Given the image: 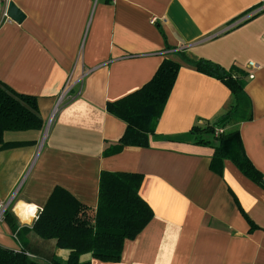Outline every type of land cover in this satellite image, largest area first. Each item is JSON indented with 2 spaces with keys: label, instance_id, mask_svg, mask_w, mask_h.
Returning <instances> with one entry per match:
<instances>
[{
  "label": "crops",
  "instance_id": "obj_1",
  "mask_svg": "<svg viewBox=\"0 0 264 264\" xmlns=\"http://www.w3.org/2000/svg\"><path fill=\"white\" fill-rule=\"evenodd\" d=\"M24 15L0 28V85L36 98L41 130L6 132L0 144V246L43 264L67 250L34 230L54 191L96 210L103 172L140 174L154 217L127 240L118 263L264 264V188L190 131L220 120L234 98L187 62L246 74L252 119L239 129L264 177V0H11ZM167 47L171 49H167ZM187 58V59H184ZM180 70L149 147L118 145L127 124L108 105L141 90L164 60ZM250 63L260 66L257 70ZM254 73V78L249 75ZM68 94L47 127L62 91Z\"/></svg>",
  "mask_w": 264,
  "mask_h": 264
},
{
  "label": "trees",
  "instance_id": "obj_2",
  "mask_svg": "<svg viewBox=\"0 0 264 264\" xmlns=\"http://www.w3.org/2000/svg\"><path fill=\"white\" fill-rule=\"evenodd\" d=\"M112 1L104 0L105 3ZM186 61L200 73L224 82L234 98L220 120L192 128V141L214 149L212 164L229 159L242 174L264 188L263 175L244 153L239 129L227 130L231 121L237 125L253 117L252 105L246 103V74L236 68L227 71L210 61ZM179 70L178 63L166 59L141 90L108 105V112L127 124L118 151L124 146L149 147V136L155 133ZM226 117L229 119L218 127ZM43 124L36 98L0 85V144L6 132L41 130ZM220 130L222 132L217 135ZM142 182L140 174L103 172L95 211L56 189L33 227L41 239L55 240L58 249L69 252L65 261L54 259L50 264H90V260L83 259L85 255L102 262H120L124 243L135 240L154 217L152 208L139 195ZM0 264L43 263L30 258L24 250L15 252L0 246Z\"/></svg>",
  "mask_w": 264,
  "mask_h": 264
},
{
  "label": "built area",
  "instance_id": "obj_3",
  "mask_svg": "<svg viewBox=\"0 0 264 264\" xmlns=\"http://www.w3.org/2000/svg\"><path fill=\"white\" fill-rule=\"evenodd\" d=\"M11 3V0H0V28L5 24V23H8V22H12V20L10 19L9 15H8V7ZM264 10V8L262 9H259V10H256L254 12H252L250 14V16H245L244 19H241L239 20L235 25L231 26L230 28H228L227 30L243 23L245 20L253 17L254 15L258 14L260 11ZM249 67L254 71V70H257L260 68L259 65L255 64V63H250L249 64ZM254 78V73L252 72L250 75H249V79H253ZM68 86L62 91L59 99H58V103L56 105V108L54 109L51 117L49 118V121L47 123V127L51 124L52 120L54 119V116L55 114L58 112L61 104L64 102L65 98L67 97V94H68ZM222 131H218L217 132V135L220 134ZM9 205L10 203H2L0 202V220H3L6 216V213L8 211V208H9Z\"/></svg>",
  "mask_w": 264,
  "mask_h": 264
},
{
  "label": "water",
  "instance_id": "obj_4",
  "mask_svg": "<svg viewBox=\"0 0 264 264\" xmlns=\"http://www.w3.org/2000/svg\"><path fill=\"white\" fill-rule=\"evenodd\" d=\"M8 15L14 22H21L24 19L22 12L13 3H10L8 7ZM228 119L229 117L224 118L217 124V126L219 127L223 125Z\"/></svg>",
  "mask_w": 264,
  "mask_h": 264
}]
</instances>
